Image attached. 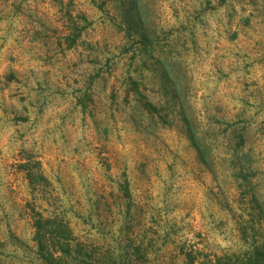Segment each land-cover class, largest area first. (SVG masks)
<instances>
[{
	"label": "rangeland",
	"instance_id": "374dc122",
	"mask_svg": "<svg viewBox=\"0 0 264 264\" xmlns=\"http://www.w3.org/2000/svg\"><path fill=\"white\" fill-rule=\"evenodd\" d=\"M259 250L264 0H0V264Z\"/></svg>",
	"mask_w": 264,
	"mask_h": 264
},
{
	"label": "trees",
	"instance_id": "16d2710c",
	"mask_svg": "<svg viewBox=\"0 0 264 264\" xmlns=\"http://www.w3.org/2000/svg\"><path fill=\"white\" fill-rule=\"evenodd\" d=\"M37 227H38V236H39V238H38V240H39V243H40V245L42 246L41 248L43 249V240H42V236H41V231H42V229H43V226H42V223L39 221L38 222V224H37ZM66 252H68L69 253V250L68 249H66ZM257 253V260H260L261 258L260 257H262V258H264V252L262 251V250H259L258 252H256ZM43 257H44V259L45 260H47L48 261V264H61L60 262H59V260H57L55 257H54V255H53V253H49V256H47V255H45L44 253H43ZM250 262L251 263H254V264H256V261H254L252 258L250 259ZM249 262V263H250Z\"/></svg>",
	"mask_w": 264,
	"mask_h": 264
}]
</instances>
